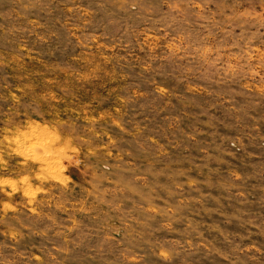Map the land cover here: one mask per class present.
I'll list each match as a JSON object with an SVG mask.
<instances>
[{
    "label": "rangeland",
    "instance_id": "rangeland-1",
    "mask_svg": "<svg viewBox=\"0 0 264 264\" xmlns=\"http://www.w3.org/2000/svg\"><path fill=\"white\" fill-rule=\"evenodd\" d=\"M0 264H264V0H0Z\"/></svg>",
    "mask_w": 264,
    "mask_h": 264
}]
</instances>
